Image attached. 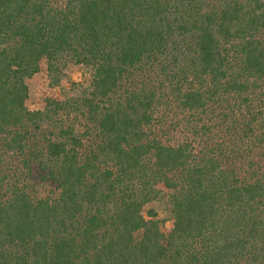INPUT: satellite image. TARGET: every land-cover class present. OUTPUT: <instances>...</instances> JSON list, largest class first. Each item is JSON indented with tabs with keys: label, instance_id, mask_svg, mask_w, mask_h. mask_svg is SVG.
I'll return each instance as SVG.
<instances>
[{
	"label": "trees",
	"instance_id": "1",
	"mask_svg": "<svg viewBox=\"0 0 264 264\" xmlns=\"http://www.w3.org/2000/svg\"><path fill=\"white\" fill-rule=\"evenodd\" d=\"M0 264H264V0H0Z\"/></svg>",
	"mask_w": 264,
	"mask_h": 264
},
{
	"label": "rangeland",
	"instance_id": "2",
	"mask_svg": "<svg viewBox=\"0 0 264 264\" xmlns=\"http://www.w3.org/2000/svg\"><path fill=\"white\" fill-rule=\"evenodd\" d=\"M88 74L79 68L68 72V78L59 86H51L48 78L46 64H42L41 70L33 78L27 81L29 86V98L27 106L30 110L43 109L47 98L62 100L78 93L79 87H86Z\"/></svg>",
	"mask_w": 264,
	"mask_h": 264
}]
</instances>
